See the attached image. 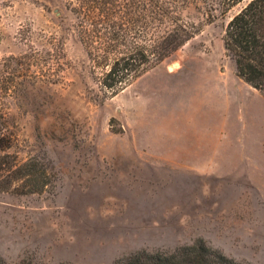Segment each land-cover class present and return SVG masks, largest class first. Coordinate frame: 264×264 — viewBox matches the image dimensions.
Returning a JSON list of instances; mask_svg holds the SVG:
<instances>
[{"label": "rangeland", "instance_id": "rangeland-1", "mask_svg": "<svg viewBox=\"0 0 264 264\" xmlns=\"http://www.w3.org/2000/svg\"><path fill=\"white\" fill-rule=\"evenodd\" d=\"M74 1L0 0V156L44 182H0V258L114 264L202 238L264 264V95L222 40L249 0L188 5L197 34L107 98L66 32Z\"/></svg>", "mask_w": 264, "mask_h": 264}, {"label": "trees", "instance_id": "trees-1", "mask_svg": "<svg viewBox=\"0 0 264 264\" xmlns=\"http://www.w3.org/2000/svg\"><path fill=\"white\" fill-rule=\"evenodd\" d=\"M205 0H75L66 8L67 23L80 44L88 64L89 78L104 97L114 95L134 79L154 68L180 49L198 32L182 12ZM231 6L240 0H223ZM226 55L234 62L236 74L264 95V0L249 2L227 23L223 35ZM84 67V65H83ZM9 85L8 78L2 81ZM1 86V90L9 89ZM0 151L10 147L9 133L1 129ZM42 173L33 159L14 165L9 156H0V182L24 180L33 188L43 187ZM39 185V186H38ZM0 264L6 262L0 258ZM20 264H25L22 261ZM114 264H248L240 263L209 246L202 238L172 251H136Z\"/></svg>", "mask_w": 264, "mask_h": 264}]
</instances>
